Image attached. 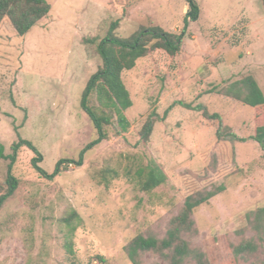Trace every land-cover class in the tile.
I'll return each mask as SVG.
<instances>
[{"label": "rangeland", "instance_id": "1", "mask_svg": "<svg viewBox=\"0 0 264 264\" xmlns=\"http://www.w3.org/2000/svg\"><path fill=\"white\" fill-rule=\"evenodd\" d=\"M48 17L20 35L8 19L0 25V145L5 154L27 140L43 156L39 166L52 174L61 160H78L97 133L82 110L89 79L102 66L96 45L119 21L116 35L161 27L181 34L189 12L186 0H47ZM201 13L190 24L172 58L162 50L137 61L122 80L133 106L125 112L126 132L114 120L108 140L49 180L33 166L38 155L20 149L12 174L15 195L0 211V264H133L125 247L142 233L163 238L170 220L198 192L223 191L195 210L198 233L187 236L211 264H264V152L251 137L254 111L221 94L252 75L264 93V4L262 0H196ZM199 105L222 120H207L185 106ZM159 115L149 141L140 131ZM220 122L247 142L220 141ZM155 162L167 182L145 192L138 171ZM10 161L0 160V187L6 188ZM83 223L74 236L75 255L65 248L60 220L69 209ZM65 228V229H64ZM253 240L255 255L235 258L232 245ZM104 258L101 261L99 258ZM141 264H166L148 253Z\"/></svg>", "mask_w": 264, "mask_h": 264}, {"label": "trees", "instance_id": "2", "mask_svg": "<svg viewBox=\"0 0 264 264\" xmlns=\"http://www.w3.org/2000/svg\"><path fill=\"white\" fill-rule=\"evenodd\" d=\"M262 1L264 4V0ZM186 3L190 9L184 18L181 34L167 32L161 27H151L140 28L131 36L121 38L116 35L120 24L117 21L111 25L105 38L88 39L89 43L96 45V52L102 59V66L89 79L82 94L81 107L90 119L97 133V139L81 152L77 161H59L52 174H48L39 166L43 156L30 141L20 140L15 143L11 148V155H6L4 146L0 145V160L10 161L6 188L0 187V211L18 189L19 180L12 174V170L18 153L23 147L29 148L38 155L33 160V166L39 174L53 180L60 175L64 165L73 163L79 167L83 166L85 154L103 141L108 140L106 127L111 126L114 120L117 121L122 132L129 130L130 122L125 112L132 108L133 102L130 92L122 80V74L125 71L133 70L139 59L158 50L164 51L172 58V68L178 67L176 59L185 54L182 47L183 39L190 24L198 21L201 13L196 0H186ZM51 11L52 6L47 0H0V25L3 20L8 19L14 29L23 36L48 17ZM221 94L253 109L255 126L251 139L257 142L264 152V93L254 76L243 77L229 85ZM185 107L201 112L207 120H222L220 114H210L208 109L202 105L193 107L187 104ZM159 119L156 112L149 115L140 131L142 141H149ZM216 133L220 141L247 142L246 138L239 137L230 127L223 126L221 122ZM137 173L141 177V186L145 192H152L168 180L166 174L155 162L141 168ZM222 191L223 189L219 188L210 192H198L187 198L179 214L170 220L163 238H159L152 232H147L130 241L125 247L128 259L133 264H141L144 256L151 253L162 257L166 264H211L206 252L192 246L186 237H192L198 233L193 218L195 210L208 203ZM255 216L254 225L260 227L264 220V209L256 212ZM82 223L80 216L71 208L60 220V225L67 229L65 248L71 255H75V249L74 242L69 237L77 233ZM231 247L235 258L239 259L247 260L258 251V244L253 240L242 241L239 245ZM99 259L104 260L102 257Z\"/></svg>", "mask_w": 264, "mask_h": 264}, {"label": "built area", "instance_id": "3", "mask_svg": "<svg viewBox=\"0 0 264 264\" xmlns=\"http://www.w3.org/2000/svg\"><path fill=\"white\" fill-rule=\"evenodd\" d=\"M73 165H74L73 163H70L66 167H72Z\"/></svg>", "mask_w": 264, "mask_h": 264}, {"label": "water", "instance_id": "4", "mask_svg": "<svg viewBox=\"0 0 264 264\" xmlns=\"http://www.w3.org/2000/svg\"><path fill=\"white\" fill-rule=\"evenodd\" d=\"M186 6H187V7L189 6L188 3H186Z\"/></svg>", "mask_w": 264, "mask_h": 264}]
</instances>
